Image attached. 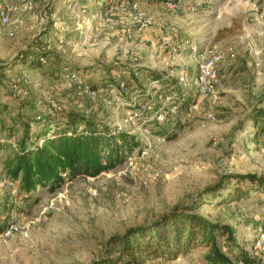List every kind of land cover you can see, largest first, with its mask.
Returning <instances> with one entry per match:
<instances>
[{
  "label": "rangeland",
  "instance_id": "374dc122",
  "mask_svg": "<svg viewBox=\"0 0 264 264\" xmlns=\"http://www.w3.org/2000/svg\"><path fill=\"white\" fill-rule=\"evenodd\" d=\"M20 2L0 0V9ZM70 2L75 3L71 11ZM121 2H136L151 25L141 28L129 7L108 14ZM165 2L35 0L32 12L14 17V37L0 24V142L6 143V138L21 140L22 120L39 116L43 121L33 138L46 126L61 129L83 116L112 129L118 123L129 128L127 115L147 101L144 70L163 74L165 90L184 95L176 74L196 70L192 43L235 49L219 66L214 94L200 100L192 92L179 114L162 124L150 114L146 120V114L137 117L142 130L133 135L139 147L96 178L67 179L56 191L41 187L25 194L6 173L12 149L1 146L0 264H91L105 256L112 237L151 224L178 206H196L198 215L232 229L234 241L221 244L232 262L239 264L244 253L264 263V193L223 201L235 186L227 176H264V118L257 125L253 120L264 110V70L258 73L252 64L253 51L264 49V22L257 20L264 0H199L195 10L185 4L177 15ZM116 18L122 21L115 23ZM163 35L171 38L175 53L162 46ZM41 52H47L46 64L39 61ZM119 68L126 72L118 82L130 90L121 103L110 92ZM137 70L138 80L132 79ZM68 72L77 74V84L65 78ZM52 101L60 111L51 108ZM11 225L19 231L8 233ZM208 254L197 248L169 264H209Z\"/></svg>",
  "mask_w": 264,
  "mask_h": 264
},
{
  "label": "trees",
  "instance_id": "16d2710c",
  "mask_svg": "<svg viewBox=\"0 0 264 264\" xmlns=\"http://www.w3.org/2000/svg\"><path fill=\"white\" fill-rule=\"evenodd\" d=\"M43 54L46 56L47 52ZM118 70L126 72L122 68ZM144 71L148 80L164 82L163 74ZM137 72L130 73L132 79L138 80ZM112 79L110 83L118 82V77L113 76ZM262 117L264 110L258 111L253 118L256 125ZM42 121L43 118L31 119L27 123L22 120L24 134L19 142L13 143L9 138H6L7 143L5 139V142H0V147L6 145L12 149V154L5 162L6 173L19 183L20 190L25 194L41 187L56 191L67 179L96 178L122 165L127 155L139 147L136 136L117 128L101 126L93 117L87 116L70 119L68 125L61 129L50 130L46 126L33 138V131L40 128ZM30 122L35 123L33 130ZM226 179L235 185L229 195L223 198L226 203L242 201L253 193H264V176L235 174ZM212 194L216 196L217 192ZM196 209V206H178L151 224L133 227L123 236L112 237L106 243L105 256L91 264H169L201 247L209 251V264H236L221 248L224 239L234 241L232 229L198 215ZM239 264L264 263L243 253L239 256Z\"/></svg>",
  "mask_w": 264,
  "mask_h": 264
},
{
  "label": "built area",
  "instance_id": "2783aa9c",
  "mask_svg": "<svg viewBox=\"0 0 264 264\" xmlns=\"http://www.w3.org/2000/svg\"><path fill=\"white\" fill-rule=\"evenodd\" d=\"M185 4L187 8L190 10H195V6L199 5V0H178L177 2L173 1H166L164 6L166 10L171 12L172 14L177 15L184 7ZM195 5V6H194ZM130 8L133 14L139 19L141 23V28H148L151 25V21L149 19L144 18L143 13L139 5L136 2H132L131 4L127 5L125 2H121L118 5L111 6L108 9V14L114 16L118 10L124 11L127 8ZM35 8V0H21L20 5H11L7 4L0 9V24L3 28L5 34L12 38L15 36V26L18 22V19H14V17H20L27 13H30ZM75 3L70 2L68 5V10H74ZM258 21L264 22V14L261 13L257 17ZM161 44L166 49L170 50V52L175 53L177 49L174 47L172 40L167 35H163L160 38ZM60 43H63L60 40ZM38 50V48H37ZM190 55L196 61V70L193 73L188 72V70L183 69L176 74V82L177 85L182 88L184 95H180L178 93H174V91H167L165 90V86L161 83L160 80L151 79L148 80V86L145 91V95L147 97V101L144 106L137 108L138 112L129 113L125 120V124L129 125H122L118 123L116 128L119 131H125L130 134H135L136 130L141 131V127H139L138 122L136 120H140V116L144 117V114H150L152 120H154L158 124H162L168 120V118L176 117L179 112L180 108L183 104V101L187 95L190 96L192 92L198 96V98L204 99L209 94H214L216 86L219 84V76H218V69L221 64L226 62L230 56H233L235 53V49L233 47L228 48H221L218 45L212 46H199L198 44L192 43L189 47ZM254 56V64L255 67L259 70L264 68V49H256L253 51ZM39 61L42 64L47 63V59H45V55L41 52L39 56ZM121 71L118 73L116 72L115 77L121 75ZM22 78H25L23 76ZM65 78L70 82L78 83V76L76 73H67ZM16 87V85H15ZM82 88L81 86H78ZM83 89V88H82ZM111 95L114 99L121 103L122 98L125 97L127 94L129 95L130 90L128 85L125 82H117L111 89ZM83 93L89 97H97V92L93 91L89 88H84ZM51 108L55 111H60L61 107L55 102H51ZM37 120H40L41 117H37ZM142 126V125H141ZM35 123L30 122V128L34 129ZM132 127V129H131ZM148 132L147 130H145ZM2 142H5L2 140ZM19 231L17 225H11L9 227L8 233H14ZM264 238V235H262ZM261 241H259L260 243Z\"/></svg>",
  "mask_w": 264,
  "mask_h": 264
},
{
  "label": "crops",
  "instance_id": "0c3cea01",
  "mask_svg": "<svg viewBox=\"0 0 264 264\" xmlns=\"http://www.w3.org/2000/svg\"><path fill=\"white\" fill-rule=\"evenodd\" d=\"M48 6H49V8H50V3H48L47 4ZM122 21V19L120 18V19H118V18H116L115 19V23H118L119 21ZM254 63V56H252V64ZM255 70L258 72V73H262L263 74V70H264V68L262 69V70H259V69H257L256 67H255ZM219 73V72H218Z\"/></svg>",
  "mask_w": 264,
  "mask_h": 264
}]
</instances>
